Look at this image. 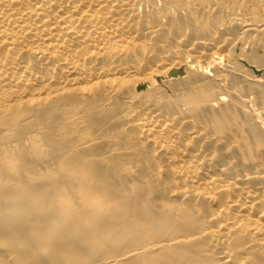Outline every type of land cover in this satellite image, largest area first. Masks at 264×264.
Wrapping results in <instances>:
<instances>
[{
	"label": "bare ground",
	"instance_id": "6f19581e",
	"mask_svg": "<svg viewBox=\"0 0 264 264\" xmlns=\"http://www.w3.org/2000/svg\"><path fill=\"white\" fill-rule=\"evenodd\" d=\"M0 264H264V0H0Z\"/></svg>",
	"mask_w": 264,
	"mask_h": 264
}]
</instances>
